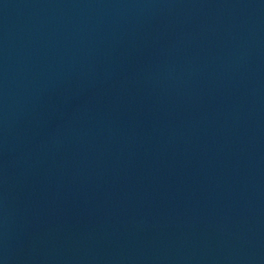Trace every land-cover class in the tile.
<instances>
[{"label":"water","instance_id":"obj_1","mask_svg":"<svg viewBox=\"0 0 264 264\" xmlns=\"http://www.w3.org/2000/svg\"><path fill=\"white\" fill-rule=\"evenodd\" d=\"M0 264H264V0H0Z\"/></svg>","mask_w":264,"mask_h":264}]
</instances>
